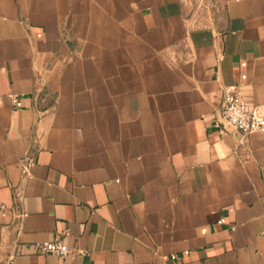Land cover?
Masks as SVG:
<instances>
[{"label":"crops","instance_id":"0c3cea01","mask_svg":"<svg viewBox=\"0 0 264 264\" xmlns=\"http://www.w3.org/2000/svg\"><path fill=\"white\" fill-rule=\"evenodd\" d=\"M225 89L264 112V0H0V264H264Z\"/></svg>","mask_w":264,"mask_h":264},{"label":"built area","instance_id":"2783aa9c","mask_svg":"<svg viewBox=\"0 0 264 264\" xmlns=\"http://www.w3.org/2000/svg\"><path fill=\"white\" fill-rule=\"evenodd\" d=\"M15 107L21 108L22 102L15 95H10ZM215 127L221 131L232 130L246 138L252 134L264 131V112L260 106L246 100L239 92L225 89L222 92L220 108ZM224 223V219L219 220ZM234 230V228H232ZM38 250L44 254H56L66 256L70 253L69 248L61 240L38 244ZM187 253V252H186ZM172 259H176L173 256Z\"/></svg>","mask_w":264,"mask_h":264}]
</instances>
